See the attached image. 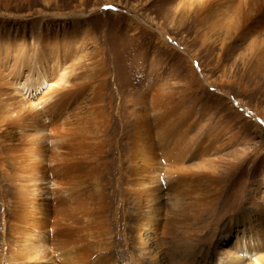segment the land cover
<instances>
[{"label": "rangeland", "instance_id": "374dc122", "mask_svg": "<svg viewBox=\"0 0 264 264\" xmlns=\"http://www.w3.org/2000/svg\"><path fill=\"white\" fill-rule=\"evenodd\" d=\"M263 1L0 0V91L4 94L1 106H8L0 111L4 113L6 120L13 108L24 106L26 110L35 111L33 113L37 116L34 118L36 126L43 130L36 139H42L41 144H37L41 157L40 165L46 171H49L51 166L48 165L50 143L47 136L60 147L67 144L79 146L85 157L90 156L81 164V167L87 164V168L84 167L82 171L80 167L78 170L82 171L79 172L80 176L85 174L83 179H88L87 182L84 183L77 171L74 173L75 180L80 179L82 184H85L82 186L75 181V188L78 189L81 184L80 189L83 187V190L78 191L81 194L87 191L88 194L79 195V192L76 193V189H73V199L69 200L71 203L66 199V195L59 194L69 204L74 202L69 208L70 212L79 213L77 216L80 220L85 219L82 220L85 227L81 222L80 227L84 228L76 231L72 239L76 251L67 253V250H72V242L68 244L67 250L59 251V246L56 245L58 239L47 234L48 236H42L35 241V247L41 244L40 241L43 244L38 247L36 258L25 260V264H79L84 258V255L80 254L82 247L88 255L95 258L96 264H106V260L99 257L106 253L109 243L113 244L107 255L113 258L114 264H149L138 248L137 238L135 239L133 234L132 223L136 210L131 205L133 196L129 178L124 179L123 175L130 171L131 157L142 160L141 152L135 154L129 149L136 126L147 122V125L154 129L158 125L159 116L166 112L168 116L166 115L158 125L160 129L170 132L163 141L169 148L175 147L174 155H179L181 151L183 154H180L185 155V158L183 162H179L177 158L178 162L175 164L173 160H163L160 153L155 154L160 164L153 172L164 178L160 182L161 201L164 203L167 200L166 181L179 174L194 175L189 176L181 185V195L185 191L186 194L183 193L182 196H198L203 200L202 204L198 203L197 212L190 210L191 212L188 211V214H184L179 223L177 222L181 227L182 243L187 244L190 241L187 237H193L192 240L195 237L199 251L210 254L209 264H230L227 260L229 255H233L232 258L235 256L232 245L237 230L233 229L229 233L228 221L230 218L242 217L243 214L249 213L252 215L250 222L246 223L245 227L248 229L244 237L249 240V246L254 250L248 251L249 254L244 256L242 264H264V245L258 240L261 237L259 235L264 234V33H257L264 29ZM246 3L249 5L246 6ZM242 6L244 7L241 8ZM245 7H249L247 11ZM255 18L260 21L256 22ZM38 23L41 26L40 32L35 30ZM246 25L251 27V31L242 30ZM34 69L44 73L46 78L42 83H34ZM27 77L30 82L22 89ZM15 89L20 93L13 95L11 92ZM155 93L158 95L157 103L152 101V95ZM178 118H181L180 121ZM93 120L97 124L93 123ZM87 124L90 127H86ZM138 131L143 132V129L139 128ZM101 132L103 136L98 134ZM158 133L160 132H154V135H157L156 142L160 140ZM83 137L90 141L86 138L84 141ZM200 138H204L202 142H208L213 148V152H208L209 155L204 154V157L210 156V161L202 163L204 167L200 163L199 151H184L185 143L191 146L190 140ZM94 139L98 143L103 141L105 145L96 143ZM176 139L181 142L178 143ZM96 144L102 145L96 155L101 154L99 156L105 160L102 158L98 162L94 161L92 152H95V149L92 146ZM77 157L80 158L79 155ZM67 158L59 160L61 157H54L61 163L75 162L73 157L68 158L69 160ZM91 158L92 161L89 160ZM211 161L218 162L219 165L211 167ZM184 167L187 172L181 171ZM170 170H173L172 174ZM93 175H96L94 177L98 181H94ZM205 175L207 179L209 176L212 179L207 180ZM107 178H111L110 182ZM94 182L110 183L103 187L106 197L109 186L117 190L115 202L110 207L112 211L118 210V224L113 227L111 219L113 229L108 233L91 220L98 204L95 194L99 192ZM44 184L46 186V183ZM219 185H223L226 193L218 202L220 209L217 213H211L212 208L208 205L212 202V196L217 193L216 187L219 188ZM0 189L4 190L6 196L11 191L9 183L2 180V176ZM203 189L206 190L203 192ZM95 190L96 193L92 194ZM41 194L43 198L50 199V196L43 192ZM89 194L95 197L93 201ZM85 195L90 196V200H87ZM53 197L51 199L54 201ZM82 198H85L84 201L88 204L81 200ZM89 201L94 202L91 205L95 207H92ZM81 207L84 210L80 209ZM79 211L84 213V216L80 215ZM173 211L175 212V209ZM86 216H91V222ZM186 222L190 226L185 224ZM189 227H192V232ZM99 233H102L100 237ZM221 233L226 236L221 238ZM9 236L4 237L0 230V264H16L15 252L10 251V247H5L9 243L4 244ZM151 238L153 236L150 234L147 238L149 242ZM9 239L14 240V237L10 236ZM156 241L157 239L150 244ZM10 244L13 245L11 242ZM64 244L66 249L67 242ZM171 248L172 240L169 244L166 242L161 246L167 253L172 252ZM68 254L72 255L74 260L67 257Z\"/></svg>", "mask_w": 264, "mask_h": 264}, {"label": "bare ground", "instance_id": "6f19581e", "mask_svg": "<svg viewBox=\"0 0 264 264\" xmlns=\"http://www.w3.org/2000/svg\"><path fill=\"white\" fill-rule=\"evenodd\" d=\"M221 2H222V0H221ZM248 5L249 4H247L246 6H248ZM243 7L244 6H242L241 8H243ZM245 8L247 11V9L249 7L248 8L245 7ZM243 18H244V16H243ZM251 19H252V16H251ZM253 19H254V17H253ZM247 20H249V19H247ZM255 21H256V18H255ZM257 21H260V20H257ZM258 25L256 28H258ZM250 28H251L250 26L246 25L245 29L243 28L242 30L251 31ZM35 30L38 32L41 31V26L39 23L36 24ZM237 31H238V29H237ZM241 33H242V31H241ZM257 33H264V29H262L261 32H257ZM236 37H237V35H236ZM233 38H234V36H233ZM256 40H258V37ZM262 50H264V49H262ZM263 55H264V51H263ZM34 75L36 76V80L34 81V83H36V82L42 83L46 78L44 73L42 72V70L38 71L37 69H34ZM60 79H61V77H60ZM29 82H30V79L27 77L26 80L24 81V83L22 84V89H24V86L27 85ZM6 85L8 86V84H6ZM87 85H89V84H87ZM17 89L12 91L11 93H13V95L19 94L20 92ZM99 91H101V90H99ZM74 92H77V91H74ZM74 92H72V93H74ZM157 92H158V90H157ZM3 95L4 94L2 93V91H0V110L2 108L8 107L7 105L1 106L3 104L2 100H1ZM107 95H109V94H107ZM15 98H16V100L18 99L17 97H15ZM83 99H84V97H83ZM157 99H158L157 93L153 94L152 95V101L154 102ZM12 100H14V99H12ZM18 101H19L18 103L20 104V100H18ZM157 102L158 101H156V103ZM156 103H154V104L156 105ZM90 104H91V102H90ZM170 104H172V103H170ZM22 105H24V104H22ZM78 106L79 105H77V107ZM161 106L163 107V104ZM77 107H76V110H77ZM89 107H90V105H89ZM100 108H101V106H100ZM100 108H99V111H100ZM13 109L14 110H12L10 112L11 114L9 113V117H6L8 120H6L5 117L3 116L4 113H2L0 111V177L2 176V180H7V182L10 185V189H11L10 193L7 196L5 195L4 190L2 191V189H0V230H1L2 235L4 237L9 236V234H10V236L14 237V240L13 239L11 240V239H9L10 238V236H9L7 238V240L4 242V244H8V243L10 244V242H11L14 245L13 246L11 244L10 245L8 244L5 247L8 246V248L10 247L9 248L10 251L15 252V263L16 264H25L24 263L25 260L36 258V253H37L38 247H40V245L43 244V242L40 241L41 244L39 246L35 247V245H36L35 241L40 239L42 236L46 237V236H48L47 234H50L52 238H57L58 241H57L56 245H57V247L58 246L59 247L58 248L56 247V248L59 251H63V250L68 249V244L72 242L74 233L78 230H82V228L85 227V225L83 224V221L85 219L84 220L82 219L83 221L80 220L79 217L77 216V215H79V213L76 214V212H70V210H69V208L72 206V204L74 202L72 204H69L68 202H66V200H63V198H61L59 196V194L63 193L64 195H66L67 196L66 199L68 201L70 200V198L73 199L71 193H72L73 189L74 190L76 189L75 183L79 182L82 184V181H80V179H79V181L75 180L76 175H74V173L76 171L78 172L79 168L81 167V164L83 162L85 163V159L89 158L90 156L85 157L83 152H82V149H80L79 146L73 147L72 144H67L66 146L60 147L59 144H57L55 141H53V139H50L51 137L47 136V138L49 139V143H50L49 152H48V165H51V166L49 168V171H46L40 165L41 157L38 154L39 149L37 148V144H41L42 139H38V140H36V139L40 136V134L42 133L43 130L39 129L36 126L37 122L34 118L37 116L34 115V113H33L35 111L32 109L26 110L24 108V106L23 107L20 106L19 108H13ZM89 110H90V108H89ZM101 110H102V108H101ZM165 110H166V108H165ZM173 110H174V107H173ZM173 110H172V112H173ZM21 112H22V114L20 115L19 113H21ZM95 112L96 111H94V113ZM36 113H37V111H36ZM78 113H80V111ZM167 114L168 113L166 112V113H162L159 116L160 118L158 120V125L163 120V118H166ZM174 114L176 115V113H174ZM6 116H8V115H6ZM74 116H76V115H74ZM148 116H149V114H148ZM3 117L5 120L3 119ZM91 117H93V116H91ZM79 118H77V119H79ZM86 119L87 118H85V121H86ZM180 119H179V121H180ZM82 120H84V119H82ZM99 122L100 121L98 120V124H99ZM93 123H96V122H94V120H93ZM93 123H91V124H93ZM42 124H43V126H45L44 122ZM73 124H75V123H73ZM158 125L154 129H151L147 125V122L139 123L138 126L135 125L136 126V129L134 130L135 135L132 139L133 141H132L131 147H129V149L131 150L132 153H135V154H137L138 152L139 153L141 152L142 160H139L136 157L130 156L132 158L130 160V165H129L130 171L128 174L123 175L124 179H126L127 177L129 178V187L131 188V193L133 196V200L131 201V203H132L131 205L136 210V213L134 216L135 219L132 223V225H133L132 230H133V234H134L135 239L137 238V246L140 249V251L143 253V255L146 257L149 264H209L208 256L210 254L208 255L207 254L208 252H206V254H203V252L199 251V248L195 244V241H196L195 237L193 240H192L193 237H191V238L187 237L188 240L190 239V241L187 244L182 243L181 227L178 225L179 221L184 217V214L185 215L188 214V211H190V210L192 212H197L199 210L198 209L199 208L198 203L202 204L201 201H203L200 199L201 197L198 198V196L195 198H191V196L190 197L182 196L185 191L181 195V192H180L181 185L185 182L186 179L189 178V176H192L193 174L181 176L178 172L179 175L173 176V177L169 178L167 181L165 179L166 184L168 183L167 184V187H168L167 200L164 203L161 201L162 183H160V182L164 178H160L158 173L153 172L154 169L157 168L160 164L159 158L155 154L160 153V156L163 160H165V161L173 160V161H175L174 162L175 164H176V162H178L177 158H179V162H183L185 155H181V154H183V153H181V151H180L181 154L178 152L180 157H178L179 156L178 154H177V156L174 155L175 147H173L174 149H171V147L169 148V146L166 144V142L163 141L164 138L167 137V135H170V134H168L170 132L163 130V128L160 129L158 127ZM71 126H73V125H71ZM86 127H90V125H88ZM139 128L143 129V132L138 131ZM91 129H93V128H91ZM30 131H33V132L30 133ZM89 132L90 131H88V133ZM154 132H160V133H158V136H159L158 138H160V140L158 139L157 142L155 140V138H157V135L156 134L154 135ZM83 133H85V132H83ZM92 133H93V131H92ZM104 133H105V131H104ZM90 134L91 133H89L88 135H90ZM98 134L102 135V136L104 135L102 132H101V134L100 133H98ZM84 135H86V133ZM84 135H81V136H84ZM88 135H86V136H88ZM182 135H184V134H182ZM58 136H59V134H58ZM92 136L93 135H91L90 138H92ZM83 138H84V141H86L85 138L87 139V137H83ZM232 138H233V136H232ZM61 139H63V138H61ZM102 139L104 140L105 138L103 137ZM59 140H60V137H59ZM196 140L197 139H192L189 141L191 146H189V144L185 143L184 151H191V150L199 151V153L201 154L200 155V163L201 164L204 161H206V162L210 161L209 160L210 156H208L209 158L204 157V156L209 155L208 152H213L212 146L208 142L207 143L202 142L204 140V138H200L197 141ZM88 141H90V140H88ZM94 141H95V139H94ZM104 141H106V140H104ZM62 142L64 143L63 140H62ZM62 142H61V144H63ZM92 142L93 141H91V143ZM95 142L98 143V141H95ZM100 142L101 143H98V144H102V143L104 144L103 141H100ZM108 142H110V140ZM179 142H181V141H178V143ZM83 143H85V142H83ZM110 143L112 145V142H110ZM93 144H95V143H93ZM102 145H97V144L95 146L91 145L95 149V152L91 151L93 153L92 156H94L93 157L94 161L98 162L103 158V157L99 156L101 154L96 155V152H97V154L100 152L99 148L101 149L100 146H102ZM170 145L172 146V143H170ZM140 147H142V148L140 149ZM179 147H182V146L179 145ZM82 148H84V147H82ZM202 150L204 152H202ZM62 151H65V152L63 153ZM125 153H126V151H125ZM77 155H79L80 158H78ZM123 155H127V154H123ZM54 157H61V159H59V160H63L62 158L66 159V157H68V158L73 157L72 159L75 160V162H73L71 164L69 161H68L69 163H63V162L61 163L57 159L55 160ZM105 158H106V156H105ZM89 160L92 161V158ZM103 160H105V159L103 158ZM124 160H125V158H124ZM125 163H127V161ZM210 163H211L210 164L211 167L219 165L218 162H214V161H211ZM181 165L183 166L184 164H181ZM86 166H87V164H86ZM86 166H84V167H86ZM202 166L204 167L203 164H202ZM84 167H81L82 171L84 170ZM89 167H90V165H89ZM95 167H96V165H95ZM7 168H10L11 170H8ZM173 168H176V167H173ZM185 168L186 167H184V170L182 168L181 171H186ZM89 169H91V168H89ZM99 170H101V169H99ZM165 170L167 171V169H165ZM172 171H171V174L173 173ZM79 172H78V175L81 173V172L80 173ZM209 172H210V170H209ZM214 172L215 171H213V173ZM87 173L89 174V172H87ZM78 175H77V177H78ZM91 175H92V173H91ZM83 176H80V177H82V179H83ZM94 176L96 177V175H93V177ZM203 176H204V174H203ZM95 177H94V181L96 180ZM102 177H103V175H102ZM111 178H109V179H111ZM202 178H204V177H202ZM209 178H211V177L209 176L208 179ZM85 179H83L84 183H85V181L87 182V180H88V179H86V180ZM109 179H108V181L110 182ZM120 179H121V177H120ZM206 179H207V176H206ZM206 179H205V181L208 180V179L207 180ZM217 179H218V177H217ZM190 180H192V178ZM96 181H98V180H96ZM205 181L203 184H205ZM210 182H211V180H210ZM44 183H46V186H44L45 185ZM200 183H202V182H200ZM200 183H197V184H200ZM83 184H82V186H83ZM94 184H96V183L94 182ZM107 184H108V182H106L105 184L98 182L96 184V186L98 188L97 187L96 188H97V190L99 189L98 190L99 192L96 193V190H95V192H92V194L96 193L95 195H97V196H95V197H97V199H98V204H97V207H95V205H93L96 210L93 211L94 208H93V210H91L94 212L91 215L92 216L91 220H92V223L95 222V224L97 226L102 227V229H105L106 232L108 233L109 230L113 229V227L115 226L116 223L118 224V221H117V215H118L117 211L118 210L114 209L112 211L111 207H110V205H112V203L115 202L114 200H115V197L117 196V190H114V188L112 189V187L109 186L108 197H106V192L104 191L103 187L107 186ZM47 185H49L51 189H48ZM77 185H79V184H77ZM80 185H79V188L75 190V192L76 191L79 192L80 190H83V187H82V189H80L81 188ZM223 185H224V183H223ZM223 185H221V186L219 185L220 186L219 188L216 187L217 193L215 191L216 194H214V195L212 194L213 195L212 200H211L212 202L208 205V206H211V208H212V210H210V211H212L211 213L216 212L220 209V204L218 202L221 198H223L224 194L226 193L225 188H222ZM88 187L89 186H87V188ZM87 188H85V189H87ZM183 188H184V186H183ZM193 188L195 189V187H193ZM206 188H207V186H206ZM211 188L213 190V187H211ZM205 190L203 189V192ZM208 190H210V189H208ZM41 192L46 194V196H50V199H51V197L54 196L53 197L54 201H53V199H51L53 201L52 202V201H50V199L43 198ZM86 192L82 193V194H81V192H79V195L88 194V192L87 193ZM193 192H195V191H193ZM197 192H199V191H197ZM184 194H186V193H184ZM89 195L92 197L91 194H89ZM196 195H199V194H196ZM210 195H208V196H210ZM73 196H75V198H76V195L73 194ZM83 196H81V197H83ZM85 196H86L87 200H90V199H88V198H90V196H88V195H85ZM94 198L92 197L91 200ZM127 198H129V197H127ZM196 198H198V199H196ZM84 199L85 198H82L81 200L84 201ZM92 201H89V202H91L90 205L92 203H94ZM69 202L71 203L72 201H69ZM129 202H130V200H129ZM85 203H87V202H85ZM91 206L88 205L89 208L93 207V206L92 207ZM5 207H7V211H5ZM82 207H85V206H82ZM82 207L80 209H82ZM174 209H175V212L173 211ZM82 210H84V208ZM82 210H81V212H84ZM81 212H80V215H83L84 213L81 214ZM87 213H89V210ZM85 214H86V212H85ZM251 215L249 213H245V214H243L242 217H237L234 219L230 218V221H228V222H230L229 223L230 228H228V232L230 233L231 230H233V229L237 230L235 242L232 245L233 250L236 252L235 256H234V258H232L231 256H233V255H231V256L229 255L228 260L225 259L230 264H242L243 260H245L244 256L246 254H249L248 251L254 250V248H251L249 246V240H247V238L244 237L246 235V232L248 229L245 226H246V223L250 222L249 219H250ZM9 217H12V218L9 219ZM88 217L86 216L85 218H88ZM90 217L88 219L91 222ZM80 218H83V217H80ZM111 219H113V227H111ZM131 219H130V221H131ZM81 222L84 225V227H80ZM84 223H86V222H84ZM185 224L190 226V224L188 222H186ZM237 226H240L241 228L237 227ZM89 228H90V225H89ZM96 231H97V229H96ZM189 231L192 232V227H189ZM89 232H92V230ZM94 234H92V235H94ZM101 234L99 233V237ZM150 234L153 236V238H151V240H150L151 242L154 241L155 239H157V241L154 244H150L151 242H149L147 239ZM224 236H226L225 233H221V238H223ZM259 236H261V237H259L258 240L262 243V245H264V234L259 235ZM170 240H172V248H171L172 252L167 253V251L165 252V250L161 249V246L163 247V245H165L166 242H167V244H169ZM73 241H75V240H73ZM83 241H85V240H83ZM224 241H226V240H224ZM62 242H64V243L67 242L66 249H65V244ZM73 243L74 242H72L70 244V248L72 247V250H70V251L67 250V253H72L73 250L75 249V247L72 245ZM87 243H88V241H87ZM107 244H104V246H106ZM112 244L109 243L107 245V247H108L106 249L107 251L109 250V248L112 247L111 246ZM60 245H64V246L60 247ZM102 246H101V248L104 249V247H102ZM183 250H184V252H182ZM74 251H76V250H74ZM107 251H106V253H104V255L102 253L101 255H103V256H101L99 258L105 259L106 264H114L115 261L113 260L112 257H109L107 255ZM168 251H170V250H168ZM220 251H221V249H220ZM80 252H81L80 254L84 255V258H83V260H81V263H80V261L78 262L79 264H96L97 261H95V258L88 255V253L86 251H84V247H82V251H80ZM213 253H214V251H213ZM216 253H218V250H216ZM74 254H75V252H74ZM67 257H70V259L74 260L72 258V255L68 254ZM251 257H253V255ZM222 258H224V257H222ZM230 259H232L233 261H230ZM7 260H12V259H7ZM220 261H221V258H220ZM252 262H254V261H252ZM248 264H250V263H248Z\"/></svg>", "mask_w": 264, "mask_h": 264}]
</instances>
